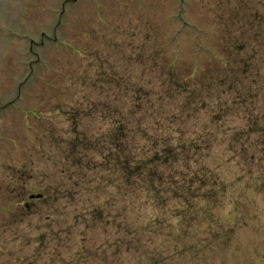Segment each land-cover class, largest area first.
Wrapping results in <instances>:
<instances>
[{"label": "rangeland", "instance_id": "rangeland-1", "mask_svg": "<svg viewBox=\"0 0 264 264\" xmlns=\"http://www.w3.org/2000/svg\"><path fill=\"white\" fill-rule=\"evenodd\" d=\"M138 87L137 152L165 157L163 130L210 145L126 188L106 136ZM263 114L264 0H0V264H264ZM181 171L215 189L179 202Z\"/></svg>", "mask_w": 264, "mask_h": 264}, {"label": "trees", "instance_id": "trees-1", "mask_svg": "<svg viewBox=\"0 0 264 264\" xmlns=\"http://www.w3.org/2000/svg\"><path fill=\"white\" fill-rule=\"evenodd\" d=\"M170 80H168L169 84L168 86L163 90V92H167L169 93L170 97L174 96L177 94L176 91L180 92L182 91L183 86H189L190 82L188 79L186 78H176L175 74H174V70L170 72ZM140 82H142L143 77L140 78ZM212 80L208 79V81L205 83L204 81H200L198 82L199 84H197V82H194L193 84H195L193 86V88H196L202 84L201 86H212ZM224 81V80H222ZM235 80H231L230 83H233ZM197 84V85H196ZM172 85L175 87V90L173 92V88ZM178 87V88H177ZM191 88V90L193 89ZM143 87H138L137 89L134 90V92L132 93V95H134V97H137V100H134L135 103H133L132 105H128L124 108H122L120 110V118L116 119V120H111L112 122V126L111 129H109V134L106 136V146H107V157L109 162H106L107 165L110 166H114L116 167L119 166L122 171V178L123 181L125 182V187L126 188H135L138 183H142V181H147L149 180V182H151V184L153 185V183L158 180V179H162L163 177H171L170 175L166 174L160 167V162L154 164L153 162L155 161H160L162 159V163H166L170 160V157L172 155H176L175 153L178 151H183V150H188V148L192 147L195 144V140H190L188 141L187 139H181V136H176L175 134H165V131L163 130L162 132H160V134L158 135L159 138H161L164 142V148H163V153H165V157H160V156H156V152L152 151L146 155H142V151H136V147H143V150H149L151 151L152 146L154 145V139H152L150 136H148L146 129H147V121L145 120L144 116H140L141 120H133L134 118H136V114L137 110H142V107L144 105V102L149 101L150 97L147 96V93L149 91H145L143 94L142 91ZM177 89V90H176ZM190 91V90H189ZM207 94V93H206ZM205 94V95H206ZM244 93H240V95L242 96ZM208 97L209 99L207 100L205 97L204 98V102H210L211 104L214 105V108H216L217 111L221 112V114L218 116V119L223 117L225 114L232 112V107L230 106V103L233 102L231 101L230 103H225L223 105L217 104L215 105L214 101H212L214 99V94H212L210 96V94L208 93ZM245 95V94H244ZM145 96V97H144ZM211 98V99H210ZM195 101V98L193 99V94L190 92L189 95L186 96V99L184 100V104L180 105L181 106V111L182 113H184L186 111V113L189 115L188 112V107H192V109H194V111H198V106H193L191 103ZM244 101V100H241ZM196 102V101H195ZM197 103V102H196ZM185 106V107H184ZM204 107V104H203ZM205 108V107H204ZM248 112L246 114V121L247 123L243 124L239 129L238 132H245L247 131L249 128H251L252 130L256 129V128H260V124L259 122L261 120H258L259 115L256 114L254 115L251 109H249L248 107ZM253 112V113H251ZM147 113V112H145ZM264 115V114H263ZM134 117V118H133ZM144 118V120L142 119ZM144 121V123L142 124V122ZM183 120H181L182 122ZM218 120H203L202 121V126H200V130L207 129L209 132H211L210 127H211V123H215ZM118 122V123H117ZM262 129H264V124H262ZM171 130H176L178 131L177 134L181 131V132H185L183 127H172ZM137 136L140 137H145L148 140H145V145L141 144L140 142H138V144L136 143V138ZM158 138V137H156ZM150 143V147H147L146 144ZM140 144V145H139ZM139 145V146H138ZM197 149L200 150L202 149L203 145L205 146H209V140L206 138H204L203 144L202 143H196L195 144ZM243 144L241 146V149H243ZM115 162V163H114ZM188 174L185 172L181 171V176L183 178L181 179H177V183H176V189L174 190L175 193V197L176 199H178L179 202H182V200H186L187 202H189L190 200H192V196H194L195 191H204L206 193H208L210 191L211 188L215 189V187H211L208 191H206L205 187L201 186L198 182H204L205 181V174L204 173H200V172H193L190 176V180L191 181H187V176ZM187 176V177H186ZM217 178V177H216ZM185 183H183V180H185ZM132 183H136L135 186H132Z\"/></svg>", "mask_w": 264, "mask_h": 264}]
</instances>
